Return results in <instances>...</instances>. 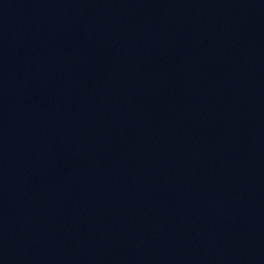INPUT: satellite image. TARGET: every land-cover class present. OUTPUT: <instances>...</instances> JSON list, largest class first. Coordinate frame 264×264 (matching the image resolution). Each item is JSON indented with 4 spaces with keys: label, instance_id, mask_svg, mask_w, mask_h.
Segmentation results:
<instances>
[{
    "label": "water",
    "instance_id": "1",
    "mask_svg": "<svg viewBox=\"0 0 264 264\" xmlns=\"http://www.w3.org/2000/svg\"><path fill=\"white\" fill-rule=\"evenodd\" d=\"M0 264H264V0H0Z\"/></svg>",
    "mask_w": 264,
    "mask_h": 264
}]
</instances>
